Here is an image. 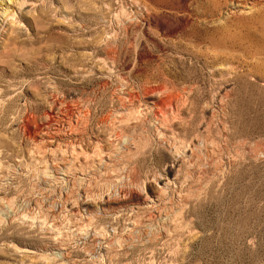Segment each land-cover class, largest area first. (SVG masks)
I'll return each mask as SVG.
<instances>
[{
    "label": "rangeland",
    "instance_id": "obj_1",
    "mask_svg": "<svg viewBox=\"0 0 264 264\" xmlns=\"http://www.w3.org/2000/svg\"><path fill=\"white\" fill-rule=\"evenodd\" d=\"M0 264H264V0H0Z\"/></svg>",
    "mask_w": 264,
    "mask_h": 264
},
{
    "label": "bare ground",
    "instance_id": "obj_2",
    "mask_svg": "<svg viewBox=\"0 0 264 264\" xmlns=\"http://www.w3.org/2000/svg\"><path fill=\"white\" fill-rule=\"evenodd\" d=\"M208 34V33H207ZM200 36H203V35H200ZM207 37V36H206ZM202 38V37H201ZM217 38V37H216ZM43 224V223H42Z\"/></svg>",
    "mask_w": 264,
    "mask_h": 264
}]
</instances>
